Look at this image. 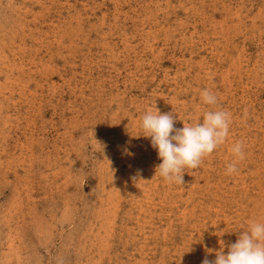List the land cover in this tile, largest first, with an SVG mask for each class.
<instances>
[{"label":"rangeland","instance_id":"obj_1","mask_svg":"<svg viewBox=\"0 0 264 264\" xmlns=\"http://www.w3.org/2000/svg\"><path fill=\"white\" fill-rule=\"evenodd\" d=\"M212 107L225 142L183 184L153 175L143 113L180 128ZM252 219L264 0H0V264H201Z\"/></svg>","mask_w":264,"mask_h":264},{"label":"clouds","instance_id":"obj_2","mask_svg":"<svg viewBox=\"0 0 264 264\" xmlns=\"http://www.w3.org/2000/svg\"><path fill=\"white\" fill-rule=\"evenodd\" d=\"M199 97L204 105L215 106L217 96L209 88L200 90ZM230 113L212 107L198 116L193 123L174 127V117L169 113L147 110L139 119L142 135L149 138L155 149L159 163L154 166V174L165 183L183 184L185 169H196L202 158L225 142L229 135ZM124 152L129 154V149ZM233 160L227 163L225 174L237 171V163L244 158L243 144L236 141L231 145ZM239 233L234 242L224 252H215L214 259H203L201 264H264V220L252 219L238 227ZM236 229V230H237Z\"/></svg>","mask_w":264,"mask_h":264}]
</instances>
